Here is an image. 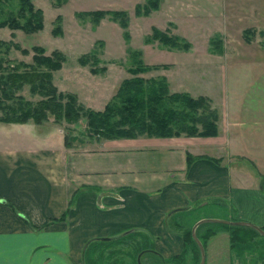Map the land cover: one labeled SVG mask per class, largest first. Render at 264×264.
I'll list each match as a JSON object with an SVG mask.
<instances>
[{
  "label": "crops",
  "instance_id": "obj_1",
  "mask_svg": "<svg viewBox=\"0 0 264 264\" xmlns=\"http://www.w3.org/2000/svg\"><path fill=\"white\" fill-rule=\"evenodd\" d=\"M228 117L219 146L216 136L138 134L77 147L54 130L15 132L8 144L0 131V264H82L88 240L131 229L169 256L182 247L171 214L214 199L226 218L260 226L264 112Z\"/></svg>",
  "mask_w": 264,
  "mask_h": 264
},
{
  "label": "rangeland",
  "instance_id": "obj_2",
  "mask_svg": "<svg viewBox=\"0 0 264 264\" xmlns=\"http://www.w3.org/2000/svg\"><path fill=\"white\" fill-rule=\"evenodd\" d=\"M145 1L32 0L33 6L42 11V27L29 33L0 27V38L17 44L16 48L10 46L3 56L9 63L30 62L32 46H41L44 53L54 48L60 50L64 60L51 71L56 92L73 93L76 102L92 109H101L105 102L115 100L113 95L124 78L164 77L168 92L183 91L208 99L215 110L217 126L216 134L207 136H216L215 146H219L229 115L238 121L240 116L252 119L257 111L264 112V0H157V5L144 13ZM16 4L17 0L0 2V18L14 10ZM97 9H107L109 13L95 19L91 12ZM112 10H119L122 15L112 17ZM153 27L178 36V46L150 38ZM21 48L27 52L22 53ZM132 51H139L141 63L148 68L129 71L134 66ZM19 93L31 101L41 97L27 83ZM52 118L48 115L39 123L31 119L0 122V131H6L8 144L19 138L15 132L22 131L35 136L54 130L55 134L65 136L64 143L90 148L104 138H129L91 133L84 116L74 122ZM178 135L188 139L201 136L184 132ZM184 138L191 149L199 145ZM227 211V204L210 202L193 210L185 219L186 225L191 228L199 215L228 219ZM195 232L203 246L204 264H261L264 260V235L256 234L243 241L234 239L236 243L232 244V231L223 225H212L210 230L203 226ZM178 234L181 249L169 256L159 253L164 264H197L199 258L194 259L187 239L183 241ZM123 258L131 261L127 255Z\"/></svg>",
  "mask_w": 264,
  "mask_h": 264
},
{
  "label": "trees",
  "instance_id": "obj_3",
  "mask_svg": "<svg viewBox=\"0 0 264 264\" xmlns=\"http://www.w3.org/2000/svg\"><path fill=\"white\" fill-rule=\"evenodd\" d=\"M3 1L8 0L0 2ZM156 5L157 0L145 1L142 5L144 13ZM135 8L137 11L138 5ZM106 13L109 10L97 9L91 12L95 19ZM111 13L112 17L121 14L119 10H112ZM123 23L121 20L120 24ZM3 26L21 29L26 33L39 30L42 27V11L33 6L32 0H17L16 8L0 18V27ZM149 37L172 46H178L180 42L178 36L155 27ZM183 45H187V42H183ZM10 46L16 48L17 44L0 38V122H23L31 119L39 123L48 115L55 121L64 119L66 122H74L84 116L91 133L106 137H133L138 134L164 137L181 132L201 136L216 134V113L209 106L208 99L203 95L193 97L183 91L168 92L164 77L124 78L113 95L115 100L105 102L101 109H92L76 102L73 93L56 92L51 81V71L58 69L64 60L60 50L54 48L49 53H44L41 46H32L30 62L19 60L9 63L3 54L9 51ZM20 51L26 53L27 49L21 48ZM131 55L134 66L129 68L130 72H140L148 68L141 63L139 51H132ZM25 83L31 91L40 93L41 97L35 101L24 98L19 90ZM191 157L186 153L187 161ZM211 202L225 205L221 199ZM193 210L194 208L176 210L168 221L174 228H181L179 233L183 241L187 239L194 259L198 260L199 250L185 220ZM216 224L230 228L232 244L236 243L235 240L243 241L256 234L262 235L250 226L211 221L199 223L195 229L198 232L200 227L205 226V230H210ZM260 227L264 230V223ZM118 233L120 234L116 236L114 234L117 233H113L88 240L82 248L83 264H164V260L154 249L153 238L149 233L136 229ZM124 255L131 261H125ZM104 258L109 259L106 261ZM261 264H264V260Z\"/></svg>",
  "mask_w": 264,
  "mask_h": 264
},
{
  "label": "water",
  "instance_id": "obj_4",
  "mask_svg": "<svg viewBox=\"0 0 264 264\" xmlns=\"http://www.w3.org/2000/svg\"><path fill=\"white\" fill-rule=\"evenodd\" d=\"M207 221H211V222H219V223H225V224H236V225H246V226H250L253 229H255L256 231H258L260 234L264 235V230L256 225L253 224L251 222L245 221V220H231V219H223V218H216V217H201L198 218L197 220H195L190 228V233L192 238L194 239V241L197 244L198 250H199V260L197 264H204V250H203V246L200 242V240L198 239V237L195 234V228L199 223L202 222H207ZM167 264H172V263H167Z\"/></svg>",
  "mask_w": 264,
  "mask_h": 264
}]
</instances>
